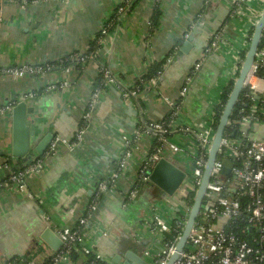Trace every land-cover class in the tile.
Listing matches in <instances>:
<instances>
[{
    "label": "crops",
    "instance_id": "crops-1",
    "mask_svg": "<svg viewBox=\"0 0 264 264\" xmlns=\"http://www.w3.org/2000/svg\"><path fill=\"white\" fill-rule=\"evenodd\" d=\"M127 1L0 0V68L87 52L103 24L111 23L116 9ZM230 1L139 0L133 10L123 13L99 48L115 80L101 88L83 140L73 147L67 142L76 140L89 99L97 89L100 60L89 61L82 68L69 65L42 76L0 77V108L23 101L29 92H40L26 100L34 109L28 115L34 139L27 156H45L43 169L27 176L22 184L0 186V264L12 258H19L20 264L48 262L59 249L43 240V232L49 227L58 235L62 227L76 226L98 180L111 177L119 167V178L104 194L86 229L87 244L102 254L105 263L116 264L113 259L121 258L118 264H123L129 260V251L148 263L157 255L163 240L149 237L153 232L146 222L147 213L156 205L167 222L174 221L188 208L183 203L187 186L168 195L152 182H144L140 169L148 157L158 153L184 170L189 182L199 145L194 134L182 129L201 132L212 127L214 107L234 78L240 53L246 49L243 42L250 22L232 16ZM157 2L162 9L161 22L151 33ZM261 4L254 1V17L259 16ZM219 33L226 40L211 46L212 37ZM165 59L158 77L142 90L133 89L139 77ZM198 63L199 69L186 82V75ZM184 86L187 90L182 98ZM181 100L169 136L181 151L176 152L170 143L153 149L154 137L139 130L140 123L163 120L174 112L173 103ZM12 112H0V183L10 174L7 160L17 163L19 159L13 154ZM44 138L49 143L39 151L37 146ZM127 141H131L129 157ZM53 142L57 146L50 153ZM134 189L137 195L130 198L128 194ZM152 245L154 251L148 248ZM85 258L80 253V257L70 256L58 264H82Z\"/></svg>",
    "mask_w": 264,
    "mask_h": 264
},
{
    "label": "built area",
    "instance_id": "built-area-1",
    "mask_svg": "<svg viewBox=\"0 0 264 264\" xmlns=\"http://www.w3.org/2000/svg\"><path fill=\"white\" fill-rule=\"evenodd\" d=\"M256 0H231V11L232 16L238 18H245L250 22V29L255 26L262 13L264 7V0L260 1V13L258 17L253 15L256 13L254 5ZM119 12L125 13V8L121 7ZM108 25L103 24L100 33L97 36L101 43L102 38L107 34ZM250 30L247 31L245 37H249ZM226 40L221 34H217L212 37L211 46H219L220 43ZM244 47L249 48L250 43L248 40H244ZM63 58L60 60L62 61ZM69 59L76 60L85 65L87 62L92 60H100L105 81L110 82L115 80L110 68L105 66L102 60L100 50H96L93 53L86 54L85 52L72 53ZM244 58L240 56L237 69L235 72L234 79H236L241 64ZM201 63L195 65L194 69L187 74L185 81L189 82L192 79L193 72L198 70ZM58 67L56 62H43V63H21L0 68V77L3 74H12L19 77L25 75L42 76L45 73L54 70ZM264 31L262 42L256 55L255 63L253 64L252 70L249 73L246 81V86L250 90L249 94L261 97L264 103ZM187 87L184 86L181 92L183 98L186 94ZM101 88H97L93 91L91 98L88 102L87 111L84 114V120H89L93 110L97 106V102L100 97ZM130 93V92H129ZM248 94V95H249ZM35 93L29 92L22 97L23 101L29 98H34ZM182 100L175 105L173 114H177L181 108ZM238 103L243 104L244 98L239 99ZM16 104H10L0 108V112H4L6 109L12 110ZM257 103H253L251 111L247 114L239 116L234 119H230L227 126L234 127L243 126L255 127L260 125L259 117L255 115L256 112H261L264 116V107L260 108ZM86 123H82L79 132L77 133L76 140L72 143L67 142L69 146H76L83 140V133L85 132ZM143 131L153 135H159L162 145L170 143L171 147L176 151H181V147L171 142L169 139L168 130L162 126V123H148L143 128ZM183 133H192L195 135L197 143L199 145V151L195 155V166L191 172V177L187 186V191L192 190L196 187L197 190L202 182L205 166L208 160L209 149L211 148L213 138L216 130L212 127L201 131L193 132L189 128L182 129ZM170 140V142H169ZM130 144L131 141H127V152L126 157L130 156ZM57 142H53L50 153L55 150ZM154 156L158 159L159 154L156 153L148 157L144 163L142 172L145 177H149L148 170L152 168L154 164L151 163V157ZM154 159V160H155ZM231 159L234 161V166L231 169V173L235 176L236 180H228L224 175V160ZM241 160L242 165L237 167L235 161ZM264 137H254L250 141L245 142L242 138H235L232 136L231 131H226L223 137L222 146L220 149V155L215 162L211 181L208 185L207 193L204 198L202 210L199 218L191 230L188 243L183 252H181L179 258L174 264H264V199L258 192L259 188L264 187ZM44 159L41 157L34 156L29 159L25 166L19 171H11L6 182L0 183V186L7 187L10 184H22L27 176L41 171L43 169ZM125 162L121 164L123 166ZM7 166V165H6ZM8 167V166H7ZM9 168V167H8ZM120 168V167H119ZM119 168L113 172L110 179L103 178L98 180L99 184L95 189V194L90 199L85 212L78 219V223L74 227H62L58 231V235L63 241L62 247L51 256L52 264H58L59 262L68 259L71 253L76 250L82 255H88L94 253L98 258H103L102 254L94 248H91L87 244L85 232L90 224L91 218L95 215L98 207V199L103 192L108 189L109 183H112L120 176ZM240 191L241 194H249L252 197V202L245 207V211L249 212L248 222L253 227H256L262 232L258 242L259 247L251 245L247 240L240 239L236 233L227 232L223 228H216L209 223L211 219L223 217L225 219H235L240 217L243 213L242 205L240 201L231 196L230 191ZM137 195V190L134 189L129 193L130 198H134ZM153 212L147 213L146 222L149 225L151 231L154 234L170 231L171 224H167L165 219H161L160 213H162L157 207L153 205ZM191 207L186 208L182 213L175 216V220L172 221L176 228L181 231L185 228V224L189 215ZM160 212V213H159ZM47 216V214H46ZM202 220L207 221L208 224L202 223ZM181 233V232H180ZM179 233V234H180ZM164 237V236H162ZM180 235L176 236L175 241L165 243L164 249L159 259L154 261V264H166L169 257L176 250V242ZM148 254V252H147ZM4 264H17L16 262L6 261ZM51 264V263H44ZM106 264H114L107 260Z\"/></svg>",
    "mask_w": 264,
    "mask_h": 264
},
{
    "label": "water",
    "instance_id": "water-1",
    "mask_svg": "<svg viewBox=\"0 0 264 264\" xmlns=\"http://www.w3.org/2000/svg\"><path fill=\"white\" fill-rule=\"evenodd\" d=\"M263 31L264 7L258 21L254 26L248 51L245 54L244 60L239 70V74L235 79L233 89L222 112L220 122L216 129L210 148L202 182L195 194L194 203L189 212L183 234L177 245V251L174 255H172L167 264H173V262L178 258L180 252L185 247L191 230L193 229L199 218L204 198L207 193L208 185L211 181L212 171L219 156L227 125L231 119L233 110L235 109L241 97L242 91L246 86L247 77L252 70L253 64L255 63L256 55L262 42ZM33 110V107L28 106L26 101L18 102L13 108V154L15 157H25L31 152V145L34 139V131L30 129L28 123V115L32 113ZM46 143H49L48 138H44L40 145L37 146V149L39 151H43ZM224 164V173L230 174L231 169L234 166V161L231 159H225ZM148 172L150 174L152 183L159 186L168 195H174L182 185L188 184L186 180V172L164 157L157 161L154 167L150 168ZM202 223L208 224L205 220H202ZM42 238L56 250L60 249V247L63 245V241L61 240L59 235H57L49 227L43 232ZM127 255L129 260L125 261L123 264H147L146 260L142 256L133 253L132 251H129ZM120 260L121 258L115 259L117 263H119Z\"/></svg>",
    "mask_w": 264,
    "mask_h": 264
},
{
    "label": "trees",
    "instance_id": "trees-1",
    "mask_svg": "<svg viewBox=\"0 0 264 264\" xmlns=\"http://www.w3.org/2000/svg\"><path fill=\"white\" fill-rule=\"evenodd\" d=\"M138 2H139V0H128L126 3L119 6L116 9L115 14L112 18L113 21L111 23L110 22L104 23L105 25H108V23H109L108 31L109 32L112 31L118 25L120 18L123 15L122 12H119V9L121 7L125 8V12L127 10L131 11L134 9L135 5ZM161 15H162V9L160 6V2H157L155 5V8H154V11H153V15L151 17V29H150L151 33L159 27L160 22H161V20H160ZM253 30H254V26H252V28L250 29V32H249V37L247 39L249 43L251 42ZM100 44L101 43L99 42L98 38L92 39L90 42V49L85 53L86 54L93 53L94 51H96L100 48ZM247 50L248 49L246 48L244 51H242L240 53L242 58L245 57ZM173 51H174V49H173ZM173 51H171V52L173 53ZM76 52H79V51H75L73 53H76ZM71 54L63 57L62 61L60 59L53 61V62H56L58 65V67H56L54 70L59 69V68L68 67L69 65H76L77 67L82 68L83 64L81 62L69 59V56ZM167 59H168V57H167ZM167 59H165V61H163L161 63H156L153 66H151V69L145 75L139 77L136 80L135 86L133 89L142 90L147 86L149 81H151L153 78L158 77L161 74V72L163 71L164 64H165ZM100 66L102 69L103 65H100ZM262 74H264V72H262ZM105 82L106 81H105L103 71H100V75H99L97 82L95 83V86L97 88H103L106 84ZM234 82H235V79L232 78L229 81V83L224 87L222 94H221V99L214 107L213 122H212V128L214 130H216L218 127L222 112L226 106L229 95L233 89ZM129 92H131V90H129ZM34 93H35V97L38 94H40V92H38V93L34 92ZM249 93H250L249 88L245 87L242 91V94H241V98H244V103L243 104L237 103V105H236V107L233 110V113L231 115V119H234V118H237L239 116H242L244 114L249 113L251 111V106L253 103H257L260 108L264 107V103H263L261 97H256L255 95H252ZM15 104H17V102ZM255 115H257V117H259V121L261 122L260 125L255 126V127H249V126L244 127L243 126L242 128H240L239 126H234V127L227 126L226 131H231V134L233 137L242 138L245 140V142L250 141L251 138H254L256 136L264 137V116L259 111L256 112ZM174 117H175V115L173 113H171V115L166 116L160 122L165 123L166 127L168 129H170L169 124H170V121ZM83 123H86V121L84 119H83ZM148 123H150V122H148ZM148 123H146V124L148 125ZM140 125H141V128L139 126V130L143 129L145 127V126H143L144 124L142 122L140 123ZM169 136H170V134H169ZM153 137H154L153 149H156V150L161 149L162 141L160 140V136L159 135H153ZM43 155H41L40 157L44 159L45 156H43ZM26 157H28V158H26ZM26 157H18L19 159H18L17 163H13L11 159H8L6 162V165L9 167L10 173H11V171H19L20 169H22L25 166L26 162L34 156L29 155ZM235 165L237 167L241 166L242 165L241 160H238V161L236 160ZM263 166H264V160H263ZM224 175L228 180H231V181L236 180L235 176L232 173H230V174L224 173ZM110 185H111V183H109V186ZM185 191H186V194L183 198V203L187 207H192V205L194 203L195 194L197 192V188L193 187L192 190H190V191H187V188H186ZM258 192L261 194V197H263V199H264V187L259 188ZM230 194H231V196L236 197L240 201L243 209H244V207H248V205L252 202V197H250L249 194L243 195L240 193V191H235V190H231ZM103 196H104V194H101V196L98 199V207L96 209V213L99 209V205L102 201ZM179 214H180V212H179ZM248 217H249V212L245 211V209H244V211L240 215V217H237L235 219H229V220L226 219V221L223 219H221V220L217 219V220L213 221L212 223L221 224L227 230V232H234L237 234V236L240 239L247 240L251 245L259 247L260 243L258 242V239H260L262 232L259 229H257L256 227H253L252 225H250V223L248 222ZM263 224H264V222H263ZM174 236H175V231L173 233L166 234V237L164 240L165 241H171L174 238ZM70 256H71V258L80 257V253L77 252L76 250H74ZM11 261H15L17 264L21 263V260L19 258H12ZM46 263L52 264V260L49 259L48 262H46ZM82 264H104V261L102 258H98L96 254L90 253V254L86 255L85 259H83Z\"/></svg>",
    "mask_w": 264,
    "mask_h": 264
},
{
    "label": "bare ground",
    "instance_id": "bare-ground-1",
    "mask_svg": "<svg viewBox=\"0 0 264 264\" xmlns=\"http://www.w3.org/2000/svg\"><path fill=\"white\" fill-rule=\"evenodd\" d=\"M220 34V33H219ZM248 51V50H247ZM247 53V52H246ZM242 65V64H241ZM237 78V77H236ZM175 115V114H174ZM176 116V115H175ZM174 119V118H173ZM173 119L170 121V129H168L167 127H166V125H165V123H163V122H160V121H158L157 123H162V126H164L167 130H168V132L169 133H171V123H173ZM143 126H145V125H143ZM209 152H210V149H209ZM219 155H220V152H219ZM161 158H163L162 156L160 157H158V159H155L154 158V156H152L151 157V163H153L154 165L157 163V161H159ZM155 159V160H154ZM224 167H225V164H224ZM142 168H143V166H142ZM142 168L140 169V174H141V177H142V179H143V181L144 182H152L151 181V179L148 177V178H146L145 177V175H144V173L142 172ZM110 178H112V177H108V179H110ZM116 181V180H115ZM115 181H113L112 183H111V185L108 187V189L105 191V192H103L102 194H105V193H107L109 190H112L113 189V186L115 185ZM189 183V182H188ZM98 184H99V182L97 183V186H96V188L95 189H97V187H98ZM94 194H95V192H94ZM128 196H129V194H128ZM130 199V198H129ZM155 207H156V205H155ZM154 208V207H153ZM153 208L151 209V211H149V213H151V212H153ZM243 209V208H242ZM244 209H245V207H244ZM244 209H243V211H244ZM160 213V212H159ZM241 215V214H240ZM160 216H161V219H163L164 217H163V213H160ZM217 219H223V220H225L226 221V219L225 218H223V217H218V218H216V219H211L210 221H209V223L211 224V225H213L214 227H216V228H223V229H225L221 224H216V223H212L213 221H215V220H217ZM174 220H175V218H174ZM166 221V223L167 224H171V230L170 231H165V232H162V235L161 236H164V237H161L162 238V240H163V247H162V249L161 250H159V252L157 253V255L148 263V261L146 260V262H147V264H154V261L156 260V259H159L160 258V256H161V253H162V251H163V249H164V246H165V243H167V242H171V241H175V239H176V236H178V235H180V237H179V239L177 240V242H176V250H175V252L172 254V255H174L175 253H176V251H177V245H178V242H179V240H180V238H181V236H182V234H183V231H184V229L181 231L180 229H178V228H176V226H175V224H173L172 222H167V220H165ZM226 230V229H225ZM175 231V236H174V238L171 240V241H165L164 239H165V235L166 234H168V233H173ZM227 231V230H226ZM181 232V233H180ZM180 233V234H179ZM190 236V235H189ZM137 239V238H136ZM188 240H189V237H188V239H187V242H186V244H185V247H184V249L181 251V252H183L184 250H185V248H186V245H187V243H188ZM181 252H180V254H181ZM180 254H179V256H180ZM172 255L169 257V259H168V261H167V263L169 262V260H170V258L172 257ZM179 256H178V258H179ZM177 258V259H178ZM176 259V260H177ZM175 260V261H176ZM7 261H11V259H9V260H7ZM113 261L116 263V264H118L114 259H113ZM174 261V262H175ZM11 262H15V261H11ZM174 262H173V264H174ZM166 263V264H167ZM104 264H106L105 262H104Z\"/></svg>",
    "mask_w": 264,
    "mask_h": 264
},
{
    "label": "rangeland",
    "instance_id": "rangeland-1",
    "mask_svg": "<svg viewBox=\"0 0 264 264\" xmlns=\"http://www.w3.org/2000/svg\"><path fill=\"white\" fill-rule=\"evenodd\" d=\"M151 235L149 236V237H151V238H153V239H158V241H160V238H161V234L160 233H157V234H153V233H150ZM157 235V236H156ZM153 242H155L154 240H153ZM160 243V242H159ZM154 245H155V243H154ZM148 248L151 250V251H154V246L152 245L151 247H149L148 246ZM149 250V251H150ZM150 251V252H151Z\"/></svg>",
    "mask_w": 264,
    "mask_h": 264
}]
</instances>
